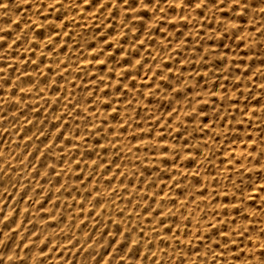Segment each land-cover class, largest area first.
Segmentation results:
<instances>
[{"label":"rangeland","instance_id":"obj_1","mask_svg":"<svg viewBox=\"0 0 264 264\" xmlns=\"http://www.w3.org/2000/svg\"><path fill=\"white\" fill-rule=\"evenodd\" d=\"M84 1L38 0L37 2L36 0H0V20L3 18L0 21V117L3 121L0 119V122H2L0 123V198L3 199L0 200V212L2 213V215L0 213V264H30L31 262V264H264V247H262L264 246V217H262L264 216V48H262L264 47V0H219V2L218 0H188L189 2L187 0H164V2L163 0H157V2L155 0ZM168 1L171 2L168 3ZM154 2L160 6L157 4L154 6ZM113 3L116 5L114 4L113 6ZM163 3H165L166 7H164L165 5L161 6ZM239 3L240 5H238ZM135 4H138V6ZM191 4H195L196 6H192ZM99 5L100 7H98ZM185 5L188 6L186 7ZM147 6H150V8L146 9L145 7ZM190 8H194V11ZM18 9L21 11L18 12ZM34 9H38L36 10L38 17L36 13V15L34 14ZM171 10H173V14ZM181 10L184 11L182 12ZM189 10L190 12L192 11L193 15L189 16L191 14ZM43 11L45 12L44 14ZM28 12L32 15H28ZM67 13H70V15L68 14L69 17ZM41 14L43 15L40 18ZM205 14L209 15L206 16ZM256 14L259 16H256ZM108 15L111 16L108 17ZM175 15L179 16V18H175ZM30 16H33L34 21ZM19 17L25 18L26 22L23 18ZM242 22L248 24H246L247 28L245 27V23ZM251 22L254 23L251 24ZM230 26L233 28L232 32ZM107 28L109 31H107ZM49 29H52L53 32ZM244 31L247 33V36ZM9 32H11L10 36L8 35ZM4 34L6 36H3ZM141 34L143 39L141 38ZM56 36L58 37L56 38ZM242 38H245V41ZM37 40L38 43H36ZM2 41L3 43H1ZM187 43L191 44L188 45ZM197 43L199 46H197ZM19 49L21 52H19ZM154 49L157 50L155 51ZM14 50H16V53ZM24 50L26 51L24 52ZM108 51H111V53ZM16 54H19V56ZM15 58L19 61L18 63ZM152 59L154 60L151 61ZM49 64H52V68ZM77 64L78 66L80 64V66L77 67ZM145 68L146 71L149 69L148 71H152L153 73L147 72V77H143L142 75L146 73L144 72ZM35 69L37 70L35 71ZM41 70L42 72H40ZM14 71L18 73L16 72L17 74H15ZM33 71L35 72L33 73ZM109 71L113 73L111 74ZM142 72L144 74H141ZM190 73L192 74L190 75L191 78L189 77ZM14 74L17 76L15 77L16 79L14 78ZM141 76L140 80L139 77ZM185 76H187L186 80L184 79ZM29 78L31 79L29 80ZM174 78L175 80H173ZM41 79L44 80L42 81ZM145 80L147 81L145 82ZM184 80L185 83H182ZM161 81L163 82L161 83ZM82 83L83 86H81ZM216 85L220 87L218 88ZM215 87L216 89L218 88L217 91ZM77 89H80V91ZM66 90L68 91L66 92ZM104 90L105 94H103ZM149 98L152 102L149 101ZM261 99L262 102L260 101ZM239 100L242 101L239 102ZM144 101H146L145 104ZM163 101H165L164 104ZM240 103L241 105L239 106L238 104ZM6 109H9V111L7 112ZM154 110L158 112L156 111L155 114ZM248 110L249 112H246ZM247 113L250 114L247 115ZM90 114L93 115L90 117ZM137 114L138 116H136ZM153 119L154 121H152ZM159 124L161 125L159 126ZM139 126L142 128H139ZM134 132L139 135L133 134ZM124 135L126 139L123 138ZM158 135L160 138L156 137ZM122 140H126L127 142H122ZM240 143L242 144L240 145ZM129 144L132 146L130 147ZM79 145L81 146L79 147ZM237 145H240V147ZM36 147L39 148L36 149ZM235 148H238L237 151ZM248 148H250L249 152H247ZM223 151L225 152L223 153ZM234 151L236 154H234ZM243 153L245 157H243L244 160H241ZM30 154L36 157H30ZM157 154L158 156H156ZM246 155L250 156L246 157ZM237 156L239 157L238 159ZM245 159L247 164L244 162ZM249 159L250 161H248ZM234 164L237 165L235 166ZM220 166L224 168L221 169ZM243 166L248 167L243 169ZM216 167L218 168L216 169ZM146 168H148V171ZM235 168L236 170H234ZM170 171L171 173H167ZM100 173L101 175H98ZM119 174L125 175L119 176ZM192 176L194 178L196 176V178L194 179ZM228 178H231L233 181L230 179V182ZM35 182L37 183L35 184ZM256 182H259V184ZM202 183L205 185H202ZM91 184L92 186H90ZM204 186H210L211 188L208 191L209 188L207 189ZM55 187L56 189H52ZM164 191L166 192L164 193ZM207 193L208 195H206ZM133 194L136 195L134 196ZM218 194L220 200L218 199ZM15 195L18 196L16 197ZM244 196L250 199H246ZM216 201L218 202L217 204ZM76 202L78 203L76 204ZM242 202L243 204H241ZM245 203H249V205ZM3 204L6 208L2 206ZM11 204L12 206L10 207ZM193 204L195 205L193 206ZM214 204L216 205L212 206ZM244 205L247 206L246 211ZM36 207H38V210ZM205 207H207L206 210ZM259 208L262 210V213H260ZM47 209H49L50 213ZM110 209L112 210L110 211ZM15 210L16 212H14ZM11 214L13 215V220H10L12 219ZM221 215L224 216L223 219ZM239 216L241 217L239 218ZM197 227L198 229H196ZM124 234L126 235L123 236ZM189 237L192 238V242ZM258 239L262 241L260 242ZM112 245L114 246L110 252ZM161 245L162 248H160ZM251 246L253 247L250 248ZM112 254L114 255L112 256ZM239 254L242 255L240 256ZM31 256L33 257L31 258Z\"/></svg>","mask_w":264,"mask_h":264},{"label":"bare ground","instance_id":"obj_2","mask_svg":"<svg viewBox=\"0 0 264 264\" xmlns=\"http://www.w3.org/2000/svg\"><path fill=\"white\" fill-rule=\"evenodd\" d=\"M20 1H21V0H20ZM30 1H31V0H30ZM36 1L38 2V0H36ZM43 1H44V0H43ZM58 1H59V0H58ZM61 1H62V0H61ZM79 1H80V0H79ZM83 1H84V0H83ZM103 1H104V0H103ZM103 1H102V2H103ZM118 1H119V0H118ZM126 1H128V0H126ZM130 1H131V0H130ZM133 1H134V0H133ZM142 1H143V0H142ZM150 1H151V0H150ZM155 1L157 2V0H155ZM183 1H184V0H183ZM187 1H188V0H187ZM189 1H190V0H189ZM189 1H188V2H189ZM41 2H42V1H41ZM46 2H48V1H46ZM64 2H65V1H64ZM68 2H69V1H68ZM84 2H85V1H84ZM161 2H162V1H161ZM163 2H164V0H163ZM166 2H167V1H166ZM169 2H171V1H168V3H169ZM218 2H219V0H218ZM221 2H222V1H221ZM221 2H220V3H221ZM27 3H28V2H27ZM30 3H31V2H30ZM35 3H36V2H35ZM58 3H62V2H58ZM65 3H66V2H65ZM92 3H93V1H92ZM125 3H126V2H125ZM125 3H124V4H125ZM130 3H131V2H130ZM182 3H183V2H182ZM192 3H193V2H192ZM198 3H199V2H198ZM215 3H216V2H215ZM5 4H6V3H5ZM9 4H10V3H9ZM9 4H7V5H9ZM21 4H22V3H21ZM47 4H48V3H47ZM49 4H50V3H49ZM68 4H69V3H68ZM74 4H75V3H74ZM114 4H115V3H113V6H114ZM142 4H143V3H142ZM154 4H155V2H154ZM156 4L159 5L158 3H156ZM156 4H155L154 6H156ZM160 4H161V3H160ZM185 4H186V3H185ZM203 4H205V3H203ZM217 4H219V3H217ZM11 5H12V4H11ZM11 5H10V6H11ZM19 5H20V4H19ZM22 5H23V4H22ZM26 5H27V4H26ZM31 5H32V4H31ZM33 5H35V4L33 3ZM60 5H61V4H60ZM63 5H64V4H63ZM79 5H80V4H79ZM84 5H85V4H84ZM115 5H116V4H115ZM127 5H128V4H127ZM135 5L138 6V4H135ZM164 5H165V3H163V5H161V6L163 7ZM191 5H192V4H191ZM194 5H195V4H194ZM194 5H192V6H194ZM215 5H216V4H215ZM231 5H232V4H231ZM238 5H240V3H239ZM23 6H24V5H23ZM113 6H111V7H113ZM139 6L141 7L140 4H139ZM159 6H160V5H159ZM177 6H178V5H177ZM185 6H186V5H185ZM187 6H188V5H187ZM187 6H186V7H187ZM195 6H196V5H195ZM263 6H264V5H263ZM24 7H25V6H24ZM38 7H39V6H38ZM38 7H37V8H38ZM51 7H52V6H51ZM51 7H50V8H51ZM60 7H61V6H60ZM98 7H100V5H99ZM98 7H97V8H98ZM101 7H102V6H101ZM124 7H125V6H124ZM133 7H134V6H133ZM164 7H166V5H165ZM167 7H168V6H167ZM170 7H171V6H170ZM174 7H175V6H174ZM180 7H181V6H180ZM190 7H191V6H190ZM233 7H234V6H233ZM259 7H260V6H259ZM46 8H47V5H46ZM52 8H53V7H52ZM74 8H75V7H74ZM120 8H121V7H120ZM145 8H146V9H147V8H150V6H147V7H145ZM194 8H196V7H194ZM194 8H193V9H194ZM200 8H201V7H200ZM210 8H211V7H210ZM218 8H219V7H218ZM225 8H226V6H225ZM228 8H229V7H228ZM244 8H245V7H244ZM7 9H8V8H7ZM32 9H33V8H32ZM40 9H41V6H40ZM112 9H113V8H112ZM127 9H128V8H127ZM137 9H138V7H137ZM146 9H145V10H146ZM158 9H159V8H158ZM158 9H157V12H158ZM182 9H183V7H182ZM190 9H192V8H190ZM193 9H192V10H193ZM215 9H217V7H215ZM3 10H4V9H3ZM11 10H12V9H11ZM25 10H27V9L25 8ZM29 10H30V7H29ZM34 10H35V9H34ZM36 10H38V9H36ZM36 10L34 11V14L37 12ZM64 10H65V9H64ZM134 10H135V9H134ZM161 10H162V8H161ZM163 10H164V9H163ZM186 10H187V9H186ZM186 10H185V11H186ZM199 10H200V9H199ZM199 10H198V11H199ZM208 10H209V9H208ZM226 10H230V9H226ZM261 10H262V9H261ZM20 11H21V10H20ZM20 11H19V9H18V12H20ZM27 11H28V10H27ZM67 11H68V10H67ZM98 11H99V10H98ZM110 11H111V10H110ZM164 11H165V10H164ZM172 11H173V10H171V12H172ZM181 11H182V10H181ZM183 11H184V10H183ZM183 11H182V12H183ZM193 11H194V10H193ZM211 11H212V10H211ZM221 11H223V10H221ZM257 11H258V9H257ZM69 12H70V11H69ZM113 12H114V11H113ZM113 12H112V13H113ZM132 12H133V11H132ZM150 12L152 13V11H150ZM150 12H149V13H150ZM168 12H169V11H168ZM171 12H170V13H171ZM189 12H190V10H189ZM200 12H201V11H200ZM200 12H199V13H200ZM207 12H208V11H207ZM207 12H206V13H207ZM213 12H214V11H213ZM259 12H260V10H259ZM44 13H45V12L43 11V14H44ZM127 13H128V12H127ZM129 13H131V11H129ZM140 13H141V12H140ZM142 13H145V12H142ZM160 13H161V11H160ZM190 13H191V14H189V16H190V15H193V14H192V11H191ZM211 13H212V12H211ZM214 13H215V12H214ZM236 13H237V12H236ZM253 13H255V12H253ZM1 14H2V12H1ZM18 14H19V13H18ZM21 14H22V13H21ZM21 14H20V15H21ZM27 14L29 15L30 12H28ZM36 14H37V13H36ZM36 14H35V15H36ZM43 14L40 15V18H41V16H42ZM63 14H64V13H63ZM68 14L70 15V13H67V15H68ZM94 14H95V13H94ZM94 14H93V15H94ZM113 14H114V13H113ZM113 14H112V15H113ZM164 14H165V13H164ZM164 14H163V15H164ZM172 14H173V12H172ZM175 14L177 15V13H175ZM217 14H218V13H217ZM225 14H226V13H225ZM7 15H8V13H7ZM9 15H11V14H9ZM20 15H19V16H20ZM28 15H27V16H28ZM30 15H32V14H30ZM58 15H60V14H58ZM69 15H68V17H69ZM81 15H82V14H81ZM141 15H142V14H141ZM149 15H150V14H149ZM154 15H155V14H154ZM156 15H157V14H156ZM176 15H175V16H176ZM178 15H179V14H178ZM205 15H206V14H205ZM207 15H209V14H207ZM207 15H206V16H207ZM213 15H215V14H213ZM257 15H258V14H256V16H257ZM15 16H16V15H15ZM33 16H34V15H33ZM33 16H32V17L30 16L32 20H33ZM48 16H49V15H48ZM55 16H57V15H55ZM88 16H89V15H88ZM109 16H111V15H108V17H109ZM172 16H174V15H172ZM216 16H217V15H216ZM216 16H215V17H216ZM236 16H237V15H236ZM239 16H240V14H239ZM253 16H254V15H253ZM258 16H259V15H258ZM37 17H38V14H37ZM46 17H47V16H46ZM90 17H91V15H90ZM108 17H107V18H108ZM164 17H165V15H164ZM180 17H181V16H180ZM231 17H232V16H231ZM246 17H247V15H246ZM246 17H245V18H246ZM13 18H14V17H13ZM19 18H23V17H19ZM60 18H61V17H60ZM88 18H89V17H88ZM157 18H158V17H157ZM157 18H156V19H157ZM165 18H167V16H166ZM175 18L178 19L179 16H176ZM187 18H188V17H187ZM217 18H218V16H217ZM257 18L259 19V17H257ZM2 19H3V18H2ZM2 19H1L0 21H2ZM23 19H24V21H25V18H23ZM73 19H74V18H73ZM120 19H121V17H120ZM173 19H174V18H173ZM173 19H172V20H173ZM181 19H182V17H181ZM188 19H189V18H188ZM206 19H207V18H206ZM208 19H209V18H208ZM231 19H232V18H231ZM239 19H240V17H239ZM10 20H11V19H10ZM21 20H22V19H21ZM39 20H40V19H39ZM39 20H38V22H39ZM54 20H55V19H54ZM85 20H86V18H85ZM90 20H91V19H90ZM157 20H158V19H157ZM169 20H170V18H169ZM193 20H194V19H193ZM193 20H192V21H193ZM229 20H230V19H229ZM243 20H244V19H243ZM246 20H247V19H246ZM250 20H251V19H250ZM19 21H20V19H19ZM24 21H23V22H24ZM28 21H29V20H28ZM33 21H34V20H33ZM33 21H32V22H33ZM56 21H57V19H56ZM106 21H107V20H106ZM108 21H109V20H108ZM114 21H115V20H114ZM173 21H174V20H173ZM176 21H177V20H176ZM188 21H189V20H188ZM216 21H217V19H216ZM232 21H233V20H232ZM248 21H249V20H248ZM20 22H21V21H20ZM20 22H17V23H20ZM25 22H26V21H25ZM25 22H24V23H25ZM89 22H90V21H89ZM101 22H102V21H101ZM118 22H119V21H118ZM127 22H128V21H127ZM155 22H156V21H155ZM160 22H161V21H160ZM170 22H171V20H170ZM190 22H191V21H190ZM199 22H200V20H199ZM199 22H198V23H199ZM249 22H250V21H249ZM254 22H255V21H254ZM254 22H251V24L254 23ZM15 23H16V22H15ZM33 23H34V22H33ZM39 23H40V22H39ZM50 23H51V22H50ZM52 23H53V22H52ZM63 23H65V22H63ZM86 23H87V22H86ZM138 23H139V22H138ZM198 23H196V24H198ZM201 23H202V22H201ZM201 23H200V24H201ZM235 23H236V22H235ZM235 23H234V27H235ZM242 23H245V22H242ZM1 24H3V23H1ZM26 24H27V23H26ZM31 24H32V23H31ZM36 24H37V23H36ZM40 24H41V23H40ZM47 24H48V23H47ZM127 24H128V23H127ZM134 24H135V23H134ZM172 24H173V22H172ZM200 24H199V25H200ZM202 24H203V23H202ZM202 24H201V25H202ZM227 24H229V23H227ZM246 24H247V23H245V27L247 28V25H248V24H247V25H246ZM7 25H8V24H7ZM14 25H15V24H14ZM23 25H24V24H23ZM57 25H58V23H57ZM86 25H89V24H86ZM157 25H158V24H157ZM159 25H161V24H159ZM187 25H188V24H187ZM189 25H191V24L189 23ZM193 25H194V22H193ZM193 25H192V26H193ZM214 25H215V24H214ZM214 25H213V26H214ZM229 25H230V24H229ZM236 25H238V24H236ZM239 25H240V23H239ZM253 25H254V24H253ZM16 26H18V25H16ZM30 26H31V25H30ZM59 26H60V25H59ZM59 26H58V27H59ZM140 26H141V24H140ZM154 26H155V25H154ZM169 26H170V24H169ZM195 26H196V25H195ZM20 27H22V26H20ZM27 27H28V26H27ZM41 27H42V26H41ZM50 27H52V26H50ZM60 27H61V26H60ZM62 27H66V26H62ZM87 27H88V26H87ZM87 27H86V28H87ZM120 27H121V26H120ZM143 27H144V26H143ZM162 27H163V26H162ZM167 27H168V26H167ZM170 27H171V26H170ZM182 27H183V26H182ZM186 27H187V26H186ZM186 27H185V28H186ZM190 27H191V26H190ZM224 27H226V26H224ZM241 27H243V26H241ZM48 28H49V27H48ZM48 28H45V29H48ZM153 28H154V27H153ZM188 28H189V27H188ZM191 28H192V27H191ZM204 28H205V26H204ZM206 28H207V27H206ZM231 28H232V27L230 26V30H231V32H232L233 28H232V29H231ZM237 28H238V26H237ZM24 29H25V28H24ZM37 29H38V28H37ZM42 29H43V28H42ZM67 29H68V27H67ZM125 29H126V27H125ZM194 29H195V28H194ZM197 29H198V28H197ZM197 29H196V30H197ZM238 29H239V28H238ZM2 30H4V29H2ZM13 30H15V29H13ZM28 30H29V28H28ZM28 30H27V31H28ZM39 30H40V29H39ZM49 30L52 31V29H49ZM55 30H57V29H55ZM168 30H169V27H168ZM168 30H166V31H168ZM180 30H181V29H180ZM241 30H243V29H241ZM247 30H248V29H247ZM29 31H30V30H29ZM35 31H36V30H35ZM104 31H105V30H104ZM107 31H109L108 28H107ZM149 31H150V30H149ZM160 31H162V30H160ZM163 31H164V30H163ZM200 31H201V30H200ZM14 32H15V31H14ZM23 32H24V30H23ZM38 32H40V31H38ZM52 32H53V31H52ZM55 32H56V31H55ZM145 32H146V31H145ZM145 32H143V33H145ZM164 32H165V31H164ZM164 32H163V33H164ZM170 32H171V30H170ZM172 32H173V31H172ZM189 32H190V31H189ZM1 33H2V32H1ZM5 33H6V32H5ZM10 33H11V32H9L8 35H9ZM137 33H139V32L137 31ZM173 33H174V32H173ZM225 33H226V32H225ZM242 33H243V32H242ZM244 33H246V32L244 31ZM6 34H7V33H6ZM6 34H4L3 36H6ZM26 34H27V33H26ZM28 34H30V33H28ZM115 34H116V33H115ZM135 34H136V33H135ZM139 34H140V33H139ZM145 34H146V33H145ZM161 34H162V33H161ZM186 34H187V33H186ZM189 34H190V33H189ZM39 35H41V34H39ZM196 35H197V34H196ZM232 35H233V34H232ZM9 36H10V35H9ZM9 36H8V37H9ZM23 36H24V35H23ZM32 36H33V35H32ZM35 36H36V35H35ZM68 36H69V35H68ZM155 36H156V35H155ZM160 36H161V35H160ZM163 36H164V35H163ZM242 36H243V35H242ZM246 36H247V33H246ZM0 37H1V34H0ZM12 37H13V36H12ZM21 37H22V36H21ZM57 37H58V36H56V38H57ZM69 37H70V36H69ZM99 37H100V35H99ZM103 37H104V36H103ZM103 37H102V38H103ZM146 37H147V36H146ZM168 37H169V35H168ZM197 37H198V36H197ZM218 37H219V36H218ZM22 38H23V37H22ZM97 38H98V37H97ZM139 38H140V37H139ZM141 38H142V34H141ZM159 38H162V37H159ZM163 38H164V37H163ZM188 38H189V37H188ZM201 38H202V37H201ZM207 38H208V37H207ZM219 38H220V37H219ZM237 38H238V37H237ZM240 38H241V36H240ZM16 39H17V38H16ZM35 39H37V38H35ZM62 39H63V36H62ZM142 39H143V38H142ZM205 39H206V38H205ZM205 39H204V40H205ZM238 39H239V38H238ZM242 39H243V38H242ZM242 39H241V40H242ZM244 39H245V38H244ZM244 39H243V40H244ZM5 40H6V39H5ZM38 40H39V38H38ZM38 40H37L36 43H38ZM44 40H45V39H44ZM94 40L96 41V39H94ZM113 40H114V39H113ZM133 40H134V39H133ZM140 40H141V39H140ZM175 40H176V39H175ZM185 40H187V39H185ZM16 41H17V40H16ZM48 41H50V40H48ZM62 41H63V40H62ZM95 41H94V42H95ZM97 41H98V40H97ZM120 41H121V39H120ZM122 41H123V40H122ZM128 41H129V40H128ZM141 41H142V40H141ZM141 41H140V42H141ZM165 41H166V39H165ZM165 41H164V42H165ZM187 41H188V40H187ZM244 41H245V40H244ZM250 41H253V40H250ZM28 42H29V41H28ZM39 42H40V40H39ZM108 42H109V41H108ZM110 42H111V41H110ZM138 42H139V41H138ZM189 42H190V40H189ZM189 42H188V43H189ZM200 42H201V41H200ZM202 42H203V41H202ZM204 42H205V41H204ZM206 42H207V41H206ZM218 42H219V41H218ZM228 42H229V41H228ZM1 43H3V41H2ZM17 43H18V42H17ZM52 43H53V42H52ZM91 43H92V42H91ZM116 43H118V42H116ZM141 43H142V42H141ZM149 43H150V42H149ZM188 43H187V44H188ZM192 43H193V42H192ZM198 43H199V42H198ZM198 43H197V44H198ZM215 43H216V42H215ZM256 43H257V42H256ZM22 44H23V43H22ZM29 44H30V42H29ZM29 44H28V45H29ZM32 44H33V43H32ZM40 44H41V43H40ZM49 44H50V43H49ZM118 44H119V43H118ZM160 44H161V43H160ZM190 44H191V43H190ZM190 44H188V45H190ZM194 44H196V43H194ZM200 44H201V43H200ZM203 44H204V43H203ZM203 44H202V45H203ZM210 44H211V43H210ZM213 44H214V43H213ZM219 44H220V43H219ZM34 45H35V44H34ZM50 45H51V44H50ZM57 45H58V44H57ZM88 45H89V44H88ZM92 45H94V44H92ZM108 45H109V44H108ZM183 45H184V44H183ZM192 45H193V44H192ZM262 45H263V44H262ZM32 46H33V45H32ZM35 46H36V45H35ZM35 46H33V47H35ZM41 46H42V45H41ZM74 46H75V45H74ZM89 46H90V45H89ZM134 46H135V45H134ZM157 46H158V45H157ZM197 46H199V44H198ZM218 46H220V45H218ZM244 46H245V45H244ZM244 46H243V47H244ZM255 46H256V44H255ZM1 47H2V46H1ZM7 47H8V46H7ZM48 47H49V46H48ZM57 47H58V46H57ZM71 47H72V46H71ZM145 47H146V46H145ZM161 47H162V45H161ZM164 47H165V45H164ZM192 47H193V46H192ZM194 47H195V46H194ZM221 47H222V46H221ZM233 47H234V46H233ZM61 48H62V47H61ZM88 48H90V47H88ZM115 48H116V47H115ZM140 48H142V47H140ZM262 48H264V47H262ZM262 48H261V50H262ZM9 49H10V48H9ZM16 49H17V47H16ZM20 49H22V48H20ZM20 49H19V52H21ZM62 49H63V48H62ZM80 49H81V48H80ZM108 49H109V48H108ZM178 49H179V48H178ZM193 49H194V48H193ZM256 49H257V48H256ZM51 50H52V49H51ZM86 50H87V49H86ZM102 50H103V49H102ZM102 50H101V51H102ZM131 50H132V49H131ZM154 50L156 51L157 49H154ZM154 50H153V51H154ZM202 50H203V49H202ZM207 50H208V49H207ZM207 50H206V51H207ZM232 50H233V49H232ZM263 50H264V49H263ZM14 51H15V53H16V50H14ZM25 51H26V50H24V52H25ZM39 51H40V50H39ZM106 51H107V49H106ZM155 51H154V52H155ZM192 51H193V50H192ZM225 51H227V50H225ZM11 52H12V51H11ZM11 52H10V53H11ZM17 52H18V51H17ZM32 52H33V51H32ZM32 52H31V53H32ZM40 52H41V51H40ZM68 52H69V50H68ZM108 52H109V51H108ZM108 52H107V53H108ZM122 52H123V50H122ZM170 52H171V51H170ZM212 52H213V51H212ZM220 52H221V51H220ZM235 52H236V51H235ZM260 52H261V51H260ZM12 53H13V52H12ZM31 53H30V54H31ZM36 53H37V52H36ZM48 53H49V52H48ZM60 53H61V52H60ZM82 53H83V52H82ZM99 53H100V52H99ZM109 53H111V51H110ZM75 54H76V53H75ZM127 54H128V52H127ZM168 54H169V53H168ZM185 54H186V53H185ZM16 55L19 56V54H16ZM36 55H37V54H36ZM45 55H46V53H45ZM65 55H66V54H65ZM79 55H82V54H79ZM84 55H85V54H84ZM133 55H135V54H133ZM136 55H137V54H136ZM136 55H135V56H136ZM179 55H180V54H179ZM187 55H188V54H187ZM199 55H200V54H199ZM201 55H202V54H201ZM158 56H159V54H158ZM167 56H168V55H167ZM28 57H29V55H28ZM42 57H43V56H42ZM53 57H54V56H53ZM71 57H72V56H71ZM100 57H101V56H100ZM132 57H134V56H132ZM142 57H143V56H142ZM142 57H141V58H142ZM165 57H166V56H165ZM190 57H191V56H190ZM192 57H193V56H192ZM44 58H45V56H44ZM72 58H73V57H72ZM137 58H138V56H137ZM146 58H147V57H146ZM163 58H164V57H163ZM214 58H215V57H214ZM18 59H19V58H18ZM110 59H111V58H110ZM112 59H113V58H112ZM158 59H159V58H158ZM167 59H168V58H167ZM185 59H186V57H185ZM185 59H184V60H185ZM244 59H245V58H244ZM259 59H260V58H259ZM15 60H16V58H15ZM41 60H42V58H41ZM50 60H51V58H50ZM121 60H122V59H121ZM153 60H154V59H152L151 61H153ZM170 60H171V59H170ZM211 60H212V59H211ZM254 60H255V59H254ZM16 61H17V60H16ZM31 61H32V60H31ZM37 61H38V60H37ZM76 61H77V60H76ZM76 61H75V62H76ZM98 61H99V60H98ZM117 61H118V60H117ZM140 61H141V60H140ZM196 61H197V60H196ZM200 61H201V59H200ZM246 61H247V60H246ZM246 61H245V62H246ZM18 62H19V61H17V63H18ZM41 62H43V61H41ZM56 62H57V61H56ZM72 62H73V60H72ZM72 62H71V64H73ZM122 62H123V61H122ZM181 62L184 63L183 61H181ZM259 62H260V61H259ZM27 63H28V62H27ZM123 63H124V62H123ZM251 63H252V62H251ZM46 64H48V63L46 62ZM52 64H54V63L52 62ZM52 64H51V65L49 64L50 67L52 66ZM81 64H82V63H81ZM83 64H85V62H83ZM90 64H91V63H90ZM106 64H107V62H106ZM180 64H181V63H180ZM185 64H186V63H185ZM193 64H194V62H193ZM196 64H197V63H196ZM243 64H244V63H243ZM243 64H242V65H243ZM0 65H1V64H0ZM40 65H41V64H40ZM55 65H56V64H55ZM57 65H58V64H57ZM133 65H134V63H133ZM137 65H138V64H137ZM147 65H148V64H147ZM162 65H163V64H162ZM228 65H229V64H228ZM238 65H239V64H238ZM242 65H241V66H242ZM33 66H34V64H33ZM53 66H54V65H53ZM59 66H60V64H59ZM79 66H80V64H79ZM79 66H78V64H77V67H79ZM88 66H89V65H88ZM165 66H166V65H165ZM196 66L198 67V65H196ZM232 66H233V65H232ZM13 67H14V66H13ZM17 67H19V66H17ZM31 67H32V66H31ZM60 67H61V66H60ZM73 67H74V65H73ZM178 67H180V66H178ZM201 67H202V66H201ZM229 67H230V65H229ZM236 67H237V66H236ZM247 67H248V66H247ZM10 68H11V67H10ZM51 68H52V67H51ZM51 68H49V69H51ZM55 68H57V67L55 66ZM61 68H62V67H61ZM61 68H60V69H61ZM69 68H70V67H69ZM69 68H68V69H69ZM74 68H75V67H74ZM116 68H117V67H116ZM119 68H120V67H119ZM184 68H185V67H184ZM191 68H192V67H191ZM17 69H18V68H17ZM42 69H43V68H42ZM58 69H59V67H58ZM84 69H85V68H84ZM89 69H90V68H89ZM132 69H133V68H132ZM136 69H137V68H136ZM143 69H144V68H143ZM196 69H197V68H196ZM36 70H37V69H35V71H36ZM71 70H72V69H71ZM71 70H70V71H71ZM148 70H149V69H148ZM148 70L146 71V68H145V71L143 70L144 72H146L145 74H144L143 72L141 73V74H144V75H142L143 77L146 76L147 72H148V73H149V72H150V73H153L152 71H148ZM178 70H179V69H178ZM189 70H190V69H189ZM11 71H12V70H11ZM23 71H24V70H23ZM35 71H33V73H34ZM47 71H48V70H47ZM65 71H66V70H65ZM129 71H130V70H129ZM196 71H197V70H196ZM255 71H256V69H255ZM7 72H8V71H7ZM14 72H15V71H14ZM16 72H17V71H16ZM16 72H15V74L18 73V72H17V73H16ZM21 72H22V71H21ZM31 72H32V70H31ZM40 72H42V70H41ZM58 72H59V71H58ZM75 72H76V70H75ZM79 72H80V71H79ZM235 72H236V71H235ZM258 72H259V71H258ZM53 73H54V72H53ZM59 73H60V72H59ZM73 73H74V72H73ZM109 73H111V72L109 71ZM112 73H113V72H112ZM112 73H111V74H112ZM115 73H116V72H115ZM175 73H176V72H175ZM227 73H229V72H227ZM242 73H243V72H242ZM256 73H257V72H256ZM10 74H12V73H10ZM15 74H14V75H15ZM31 74H32V73H31ZM40 74H41V73H40ZM40 74H39V75H40ZM45 74H46V73H45ZM67 74H68V73H67ZM127 74H128V73H127ZM170 74H171V73H170ZM213 74H214V73H213ZM234 74H235V73H234ZM244 74H245V73H244ZM12 75H13V74H12ZM39 75H38V76H39ZM43 75H44V74H43ZM43 75H42V76H43ZM46 75H47V74H46ZM60 75H61V74H60ZM60 75H59V76H60ZM62 75H63V74H62ZM74 75H75V74H74ZM116 75H117V74H116ZM128 75H129V74H128ZM150 75H152V74H150ZM150 75H149V77H150ZM190 75H192V74L190 73V74H189V77H190ZM227 75H228V74H227ZM242 75H243V74H242ZM38 76H37V77H38ZM67 76H68V75H67ZM142 76L139 77L140 80H141ZM170 76H171V75H170ZM172 76H173V75H172ZM235 76H236V75H235ZM15 77H17V76L15 75L14 78H15ZM56 77H57V76H56ZM78 77H79V76H78ZM86 77H88V76H86ZM90 77H91V76H90ZM117 77H118V76H117ZM146 77H147V76H146ZM149 77H148V78H149ZM159 77H160V76H159ZM199 77H200V76H199ZM249 77H250V76H249ZM5 78H6V77H5ZM14 78H13V79H14ZM33 78H34V77H33ZM49 78H50V77H49ZM66 78H67V77H66ZM69 78H71V77L69 76ZM79 78H80V77H79ZM134 78H135V77H134ZM181 78H182V77H181ZM186 78H187V76H185L184 79L186 80ZM190 78H191V77H190ZM15 79H16V78H15ZM15 79H14V80H15ZM26 79H27V78H26ZM30 79H31V78H29V80H30ZM44 79H45V78H44ZM44 79H43V80H44ZM46 79H47V78H46ZM117 79H118V78H117ZM161 79H162V78H161ZM262 79H263V77H262ZM1 80H2V79H1ZM4 80H5V79H4ZM8 80H9V79H8ZM8 80H7V82H8ZM14 80H12V81H14ZM27 80H28V79H27ZM41 80H42V79H41ZM43 80H42V81H43ZM56 80H57V79H56ZM58 80H59V79H58ZM142 80H143V79H142ZM173 80H175V78H174ZM180 80H181V79H180ZM185 80H184V82H182V83H185ZM203 80H204V79H203ZM15 81H17V80H15ZM31 81H32V80H31ZM31 81H30V82H31ZM34 81H35V80H34ZM47 81H49V79H47ZM47 81H45V82H47ZM71 81H72V80H71ZM99 81H100V80H99ZM131 81H132V80H131ZM143 81H144V80H143ZM146 81H147V80H145V82H146ZM181 81H182V80H181ZM251 81H252V80H251ZM30 82H29V83H30ZM63 82H64V81H63ZM63 82H62V83H63ZM68 82H69V81H68ZM80 82H81V81H80ZM156 82H157V81H156ZM162 82H163V81H161V83H162ZM225 82H226V81H225ZM225 82H224V83H225ZM238 82H239V81H238ZM18 83H19V81H18ZM62 83H61V84H62ZM70 83H71V82H70ZM106 83H107V82H106ZM251 83H253V82H251ZM3 84H4V83H3ZM23 84H24V83H23ZM45 84H47V83H45ZM68 84H69V83H68ZM165 84H166V83H165ZM206 84H208V83H206ZM217 84H218V83H217ZM238 84H239V83H238ZM12 85H13V83H12ZM18 85H19V84H18ZM52 85L54 86V84H52ZM55 85H56V84H55ZM65 85H66V83H65ZM70 85H71V84H70ZM77 85H78V83H77ZM77 85H76V86H77ZM85 85H86V84H85ZM87 85H88V84H87ZM135 85H136V84H135ZM181 85H182V84H181ZM219 85H220V84H219ZM219 85H218V86L216 85V87L219 88V87H220ZM3 86H4V85H3ZM19 86H20V85H19ZM45 86H46V85H45ZM47 86H48V85H47ZM59 86H60V85H59ZM81 86H83V83H82ZM164 86H165V85H164ZM164 86H163V87H164ZM207 86H208V85H207ZM207 86H206V87H207ZM16 87H18V86H16ZM56 87H57V86H56ZM61 87H62V86H61ZM68 87H69V86H68ZM89 87H90V85H89ZM181 87H182V86H181ZM206 87H205V88H206ZM216 87H215V89H216ZM18 88H19V87H18ZM81 88H82V87H81ZM96 88H97V87H96ZM111 88H113V87L111 86ZM133 88H135V87H133ZM205 88H204V89H205ZM218 88L216 89V91L218 90ZM13 89H14V88H13ZM85 89H86V88H85ZM121 89H122V88H121ZM195 89H196V88H195ZM202 89H203V87H202ZM228 89H229V88H228ZM230 89H231V87H230ZM41 90H43V89L41 88ZM50 90H51V89H50ZM64 90H65V89H64ZM69 90H70V89H69ZM77 90L80 91V89H77ZM81 90H82V89H81ZM109 90H110V89H109ZM109 90H108V91H109ZM111 90H112V89H111ZM168 90H169V89H168ZM173 90H174V89H173ZM173 90H172V91H173ZM220 90H222V89H220ZM67 91H68V90H66V92H67ZM72 91H73V90H72ZM79 91H78V93H79ZM85 91H86V90H85ZM137 91H138V89H137ZM172 91H170V92H172ZM214 91H215V90H214ZM230 91H231V90H230ZM3 92H5V91H3ZM14 92H15V91H14ZM81 92H82V91H81ZM83 92H84V91H83ZM133 92L135 93V91H133ZM187 92H188V91H187ZM194 92H195V91H194ZM228 92H229V90H228ZM232 92H233V91H232ZM232 92H231V93H232ZM249 92H250V91H249ZM7 93H8V91H7ZM101 93H102V92H101ZM124 93H125V92H124ZM183 93H184V92H183ZM220 93H221V92H220ZM17 94H18V93H17ZM53 94H54V93H53ZM61 94H62V93H61ZM82 94H83V93H82ZM97 94H98V93H97ZM103 94H105V90H104V93H103ZM122 94H123V93H122ZM173 94H174V93H173ZM216 94H217V92H216ZM225 94H226V93H225ZM239 94H240V93H239ZM249 94H250V93H249ZM30 95H31V93H30ZM83 95H85V94H83ZM87 95H88V94H87ZM101 95H102V94H101ZM168 95H169V94H168ZM176 95H177V94H176ZM179 95H180V94H179ZM230 95H231V94H230ZM3 96H4V94H3ZM16 96H17V95H16ZM32 96H33V95H32ZM38 96H39V95H38ZM60 96H61V95H60ZM66 96H67V95H66ZM71 96H73V95H71ZM71 96H70V97H71ZM129 96H130V95H129ZM145 96H146V92H145ZM169 96H170V95H169ZM182 96H183V94H182ZM182 96H181V97H182ZM24 97H25V96H24ZM30 97H31V96H30ZM40 97H41V96H40ZM94 97H95V94H94ZM97 97H98V96H97ZM108 97H109V96H108ZM167 97H168V96H167ZM167 97H166V98H167ZM200 97H201V96H200ZM202 97H203V96H202ZM229 97H230V96H229ZM34 98H35V97H34ZM34 98H33V99H34ZM66 98H67V97H66ZM66 98H65V99H66ZM89 98H90V97H89ZM89 98H88V99H89ZM91 98H92V97H91ZM122 98H123V97H122ZM145 98H146V97H145ZM217 98H218V96H217ZM246 98H247V97H246ZM4 99H5V98H4ZM23 99H24V98H23ZM81 99H82V97H81ZM111 99H112V98H111ZM123 99H124V98H123ZM129 99H131V98L129 97ZM142 99H143V98H142ZM173 99H174V97H173ZM193 99H194V98H193ZM229 99H230V98H229ZM9 100H10V99H9ZM9 100H8V101H9ZM71 100H72V99H71ZM86 100H87V99H86ZM146 100H147V99H146ZM166 100H167V99H166ZM186 100H187V99H186ZM1 101H2V100H1ZM10 101H11V100H10ZM17 101H18V100H17ZM83 101H85V100H83ZM91 101H92V100H91ZM93 101H94V100H93ZM149 101H151L150 98H149ZM168 101H169V100H168ZM241 101H242V100H241ZM241 101L239 100V102H241ZM260 101L262 102V99H261ZM96 102H97V101H96ZM99 102H101V101H99ZM110 102H111V101H110ZM119 102H120V101H119ZM131 102H132V101H131ZM131 102H130V103H131ZM145 102H146V101H144V104H145ZM151 102H152V101H151ZM151 102H150V103H151ZM164 102H165V101H163V104H164ZM185 102H186V101H185ZM204 102H205V101H204ZM239 102H238V103H239ZM247 102H248V101H247ZM261 102H260V103H261ZM14 103H15V102H14ZM14 103H11V104H14ZM69 103H70V102H69ZM83 103H85V102H83ZM157 103H158V102H157ZM157 103H156V104H157ZM189 103H190V102H189ZM242 103H243V102H242ZM244 103H245V102H244ZM6 104H7V103H6ZM16 104H17V103H16ZM64 104H65V103H64ZM85 104H86V103H85ZM85 104H84V105H85ZM95 104H96V103H95ZM104 104H105V103H104ZM110 104H111V103H110ZM118 104H119V103H118ZM247 104H248V103H247ZM1 105H2V104H1ZM8 105H9V104H8ZM40 105H41V104H40ZM47 105H48V104H47ZM75 105H76V104H75ZM98 105H99V104H98ZM140 105H141V104H140ZM150 105L152 106V104H150ZM202 105H203V104H202ZM238 105L240 106L241 103L238 104ZM2 106H3V105H2ZM10 106H11V105H10ZM13 106H14V105H13ZM27 106H28V105H27ZM57 106H58V105H57ZM129 106H131V105H129ZM129 106H128V107H129ZM141 106H143V105H141ZM192 106H193V105H192ZM211 106H212V105H211ZM243 106H244V105H243ZM0 107H1V106H0ZM8 107H9V106H8ZM11 107H12V106H11ZM11 107H10V108H11ZM58 107H59V106H58ZM71 107H72V106H71ZM103 107H104V106H103ZM106 107H107V105H106ZM195 107H196V106H195ZM200 107H201V106H200ZM202 107H203V106H202ZM258 107H259V105H258ZM46 108H47V107H46ZM98 108H99V106H98ZM131 108H132V107H131ZM154 108H155V107H154ZM249 108H250V106H249ZM15 109H16V108H15ZM66 109H67V108H66ZM84 109L86 110V108H84ZM104 109H105V108H104ZM156 109H158V108L156 107ZM204 109H205V106H204ZM234 109H235V108H234ZM250 109H251V108H250ZM258 109H259V108H258ZM260 109H261V108H260ZM1 110H2V108H1ZM6 110H7V109H6ZM18 110H20V109L18 108ZM18 110H16V111H18ZM25 110L27 111V109H25ZM80 110H81V109H80ZM99 110H100V109H99ZM230 110H231V109H230ZM245 110H246V109H245ZM245 110H242V111H245ZM8 111H9V109L7 110V112H8ZM14 111H15V110H14ZM77 111H78V110H77ZM106 111H107V108H106ZM113 111H114V110H113ZM138 111H140V110H138ZM156 111H157V110H156ZM156 111L154 110L153 112H155V114H156ZM181 111H182V110H181ZM192 111H194V109H192ZM251 111H252V109H251ZM29 112H30V111H29ZM94 112H95V111H94ZM125 112H127V111H125ZM136 112H137V111H136ZM157 112H158V111H157ZM246 112H249V110L246 111ZM0 113H1V112H0ZM81 113H83V112H81ZM182 113H183V112H182ZM235 113H236V112H235ZM258 113H260V112H258ZM262 113H263V112H262ZM19 114H20V113H19ZM21 114H22V113H21ZM41 114H43V113H41ZM41 114H40V115H41ZM55 114H56V113H55ZM249 114H250V113H249ZM249 114L247 113V115H249ZM26 115H27V114H26ZM92 115H93V114H92ZM92 115L90 114V117H91ZM179 115H180V113H179ZM2 116H3V114H2ZM7 116H8V115H7ZM11 116H12V114H11ZM22 116H23V115H22ZM80 116H81V115H80ZM136 116H138V114H137ZM136 116H134V117H136ZM195 116H196V115H195ZM245 116H246V115H245ZM45 117H46V116H45ZM54 117H55V116H54ZM141 117H142V116H141ZM165 117H166V116H165ZM9 118L11 119V117H9ZM17 118H18V117H17ZM21 118H22V117H21ZM23 118H25V117H23ZM73 118H74V117H73ZM127 118H128V117H127ZM136 118H137V117H136ZM136 118H135V119H136ZM143 118H144V116H143ZM156 118H157V117H156ZM163 118H164V117H163ZM163 118H162V119H163ZM259 118H260V117H259ZM0 119H1V117H0ZM55 119H56V118H55ZM69 119H71V118H69ZM87 119H88V118H87ZM107 119H108V118H107ZM178 119H180V118L178 117ZM183 119H184V118H183ZM38 120H39V118H38ZM49 120H50V119H49ZM85 120H86V119H85ZM131 120H132V119H131ZM181 120H182V119H181ZM242 120H243V119H242ZM242 120H241V121H242ZM1 121H2V119H1ZM24 121H25V119H24ZM40 121H41V120H40ZM60 121H61V120H60ZM71 121H72V120H71ZM87 121H88V120H87ZM128 121H129V120H128ZM152 121H154V119H153ZM229 121H230V120H229ZM260 121H261V119H260ZM2 122H3V121H2ZM2 122H0V123H2ZM4 122H5V121H4ZM9 122H10V121H9ZM103 122L105 123V121H103ZM130 122H131V121H130ZM139 122H140V121H139ZM162 122H163V121H162ZM172 122H173V121H172ZM206 122H207V121H206ZM239 122H240V121H239ZM46 123H47V122H46ZM68 123H69V122H68ZM127 123H128V122H127ZM140 123H141V122H140ZM164 123H165V120H164ZM226 123H227V122H226ZM226 123H225V124H226ZM252 123H253V122H252ZM27 124H28V123H27ZM52 124H53V122H52ZM79 124H80V123H79ZM82 124H83V123H82ZM89 124H90V121H89ZM102 124H103V123H102ZM102 124H101V126H102ZM150 124H151V122H150ZM150 124H149V125H150ZM166 124H167V123H166ZM206 124H207V123H206ZM2 125H3V124H2ZM16 125H17V124H16ZM41 125H42V124H41ZM45 125H46V124H45ZM133 125H134V124H133ZM137 125H138V124H137ZM140 125H141V124H140ZM147 125H148V124H147ZM160 125H161V124H159V126H160ZM259 125H260V124H259ZM98 126H99V125H98ZM142 126H144V124H142ZM203 126H204V125H203ZM224 126H225V125H224ZM6 127H7V125H6ZM37 127H39V126H37ZM67 127H68V126H67ZM114 127H116V126H114ZM114 127H113V128H114ZM120 127H121V126H120ZM140 127H141V126H139V128H140ZM172 127H173V126H172ZM204 127H205V126H204ZM210 127H211V126H210ZM237 127H238V125H237ZM246 127H247V126H246ZM3 128H4V127H3ZM90 128H91V127H90ZM111 128H112V127H111ZM129 128H130V127H129ZM141 128H142V127H141ZM153 128H154V127H153ZM248 128H249V127H248ZM24 129H25V128H24ZM81 129H82V128H81ZM109 129H110V128H109ZM124 129H125V128H124ZM134 129H135V126H134ZM157 129H159V127H157ZM223 129H225V128H223ZM244 129H245V128H244ZM250 129H251V128H250ZM250 129H249V130H250ZM254 129H255V128H254ZM5 130L7 131V129H5ZM38 130H39V129H38ZM67 130H68V129H67ZM75 130H76V129H75ZM87 130H88V129H87ZM115 130H116V129H115ZM120 130H121V129H120ZM141 130H142V129H141ZM150 130H151V129H150ZM261 130H262V129H261ZM263 130H264V127H263ZM23 131H24V130H23ZM104 131H105V130H104ZM121 131H122V130H121ZM175 131H176V130H175ZM208 131H209V130H208ZM257 131H258V130H257ZM38 132H39V131H38ZM78 132H79V131H78ZM126 132H127V131H126ZM129 132H130V131H129ZM156 132H158V131L156 130ZM156 132H155V133H156ZM216 132H217V130H216ZM59 133H60V132H59ZM64 133H65V132H64ZM76 133H77V132H76ZM79 133H80V132H79ZM104 133H105V132H104ZM141 133H142V132H141ZM141 133H140V134H141ZM173 133H174V132H173ZM203 133H204V132H203ZM248 133H249V132H248ZM4 134H5V133H4ZM31 134H32V133H31ZM70 134H71V133H70ZM109 134H110V133H109ZM126 134H128V133H126ZM133 134H137V133L134 132ZM156 134H157V133H156ZM232 134H233V133H232ZM262 134H263V133H262ZM262 134H261V135H262ZM6 135H7V134H6ZM25 135H26V134H25ZM78 135H79V134H78ZM137 135H139V134H137ZM153 135H154V134H153ZM159 135H160V134H159ZM159 135L156 136V137L160 138ZM228 135H229V134H228ZM253 135H254V134H253ZM263 135H264V134H263ZM0 136H1V135H0ZM13 136H14V135H13ZM19 136H20V135H19ZM29 136H30V135H29ZM29 136H28V137H29ZM62 136H64V135H62ZM102 136H103V135H102ZM106 136H107V134H106ZM119 136H120V135H119ZM127 136H129V135H127ZM217 136H218V134H217ZM249 136H250V135H249ZM24 137H25V136H24ZM48 137H49V136H48ZM57 137H58V136H57ZM116 137H117V136H116ZM153 137H154V136H153ZM214 137H215V136H214ZM218 137H219V136H218ZM263 137H264V136H263ZM14 138H15V137H14ZM22 138H23V136H22ZM32 138H33V137H32ZM37 138H38V137H37ZM46 138H47V137H46ZM123 138H125V135H124ZM252 138H253V137H252ZM2 139H3V138H2ZM16 139H17V138H16ZM48 139H49V138H48ZM62 139H63V137H62ZM90 139H91V137H90ZM120 139H121V137H120ZM125 139H126V138H125ZM154 139H155V137H154ZM154 139H153V140H154ZM222 139H225V138H222ZM25 140H26V139H25ZM25 140H24V141H25ZM36 140H37V139H36ZM55 140H57V139H55ZM111 140H112V139H111ZM115 140H116V138H115ZM127 140H128V139H127ZM219 140H220V139H219ZM251 140L253 141V139H251ZM255 140H256V139H255ZM57 141H58V140H57ZM80 141H81V140H80ZM106 141H107V140H106ZM120 141H121V140H120ZM129 141H130V140H129ZM155 141H156V140H155ZM223 141H225V140H223ZM252 141H251V142H252ZM0 142H1V141H0ZM6 142H7V141H6ZM12 142H13V140H12ZM12 142H11V143H12ZM25 142H26V141H25ZM78 142H79V141H78ZM91 142H92V141H91ZM122 142H125V143H126L127 141H126V140H125V141L122 140ZM153 142H154V141H153ZM156 142H157V141H156ZM235 142H237V141H235ZM235 142H234V143H235ZM244 142H246V141H244ZM249 142H250V141H249ZM251 142H250V143H251ZM34 143H35V142H34ZM49 143H50V142H49ZM53 143H54V142H53ZM89 143H90V142H89ZM119 143H120V142H119ZM252 143H253V142H252ZM256 143H257V141H256ZM81 144H82V143H81ZM117 144H118V143H117ZM120 144H121V143H120ZM131 144H132V142H131ZM150 144H151V143H150ZM154 144H155V143H154ZM166 144H168V143H166ZM235 144H236V143H235ZM237 144H239V143H237ZM241 144H242V143H240V145H241ZM247 144H248V143H247ZM247 144H246V146H247ZM254 144H255V143H254ZM35 145H36V144H35ZM39 145H40V144H39ZM54 145H55V143H54ZM121 145H122V144H121ZM123 145H124V143H123ZM129 145H130V144H129ZM163 145H164V144H163ZM168 145H170V144H168ZM240 145H237V146L240 147ZM9 146H10V145H9ZM13 146H14V145H13ZM21 146H22V145H21ZM28 146H29V145H28ZM30 146H31V145H30ZM36 146H37V145H36ZM46 146H47V145H46ZM80 146H81V145H79V147H80ZM111 146H112V145H111ZM131 146H132V145H130V147H131ZM136 146H137V143H136ZM166 146H167V145H166ZM204 146H205V145H204ZM243 146H245V145H243ZM0 147H1V146H0ZM2 147H3V145H2ZM119 147L121 148V146H119ZM128 147H129V146H128ZM169 147H170V146H169ZM232 147H233V146H232ZM249 147H250V145H249ZM258 147H259V146H258ZM14 148H15V147H14ZM21 148H22V147H21ZM37 148H39V147H36V149H37ZM113 148H114V147H113ZM152 148H153V147H152ZM179 148H180V147H179ZM223 148H224V147H223ZM246 148H247V147H246ZM250 148H252V147H250ZM250 148H248V151H247V152H249V149H250ZM1 149H2V148H1ZM26 149L28 150V148H26ZM51 149H52V148H51ZM56 149H57V148H56ZM60 149H61V148H60ZM60 149H58V150L60 151ZM95 149H96V148H95ZM235 149H236V148H235ZM237 149H238V148H237ZM237 149H236V151H237ZM13 150H14V149H13ZM27 150H26V152H27ZM48 150H49V149H48ZM125 150H126V149H125ZM223 150H224V149H223ZM22 151H23V150H22ZM77 151H78V150H77ZM113 151H114V149H113ZM197 151H198V150H197ZM226 151H227V148H226ZM241 151H242V150H241ZM245 151H246V150H245ZM250 151H251V150H250ZM19 152H20V151H19ZM23 152H24V151H23ZM50 152H51V151H50ZM157 152H158V151H157ZM198 152H200V151H198ZM224 152H225V151H223V153H224ZM251 152H253V151H251ZM254 152H255V151H254ZM262 152H263V151H262ZM262 152H261V153H262ZM11 153H12V152H11ZM31 153H32V152H31ZM35 153H36V152H35ZM69 153H70V152H69ZM77 153H79V152H77ZM77 153H76V154H77ZM88 153H89V151H88ZM144 153H145V152H144ZM170 153H171V152H170ZM238 153H239V152H238ZM44 154H45V153H44ZM76 154H75V155H76ZM168 154H169V153H168ZM198 154H199V153H198ZM225 154H226V153H225ZM225 154H223V155H225ZM228 154H229V153H228ZM228 154H227V155H228ZM234 154H236L235 151H234ZM248 154H250V153H248ZM13 155H14V153H13ZM19 155H20V154H19ZM23 155H24V154H23ZM123 155H124V154H123ZM186 155H187V154H186ZM199 155H200V154H199ZM227 155H226V156H227ZM229 155H230V154H229ZM1 156H2V155H1ZM43 156H44V155H43ZM88 156H89V155H88ZM156 156H158V154H157ZM169 156H170V155H169ZM191 156H192V155H191ZM230 156H231V155H230ZM230 156H229V157H230ZM240 156H241V155H240ZM249 156H250V155H248V156L246 155V157H249ZM255 156H256V155H255ZM263 156H264V155H263ZM17 157H18V156H17ZM30 157H34V155L31 156V154H30ZM35 157H36V156H35ZM35 157H34V158H35ZM122 157H123V156H122ZM164 157H165V156H164ZM193 157H194V156H193ZM197 157H199V156H197ZM243 157H245V156H244V153H243V156H242V159H241V160H244ZM6 158H7V157H6ZM28 158H29V157H28ZM64 158H65V157H64ZM201 158H202V157H201ZM238 158H239V157L237 156V159H238ZM240 158H241V157H240ZM253 158H255V157H253ZM2 159H5V158H2ZM18 159H19V158H18ZM25 159H26V158H25ZM77 159H78V157H77ZM96 159H97V158H96ZM102 159H104V158H102ZM171 159H172V157H171ZM189 159H190V158H189ZM202 159H203V158H202ZM247 159H248V158H247ZM13 160H15V159H13ZM22 160H24V159H22ZM56 160H57V159H56ZM90 160H91V159H90ZM122 160H123V159H122ZM137 160H138V159H137ZM153 160H154V159H153ZM167 160H168V159H167ZM177 160H178V159H177ZM198 160H199V159H198ZM207 160H208V159H207ZM235 160H236V158H235ZM241 160H240V161H241ZM254 160H255V159H254ZM4 161H5V160H4ZM4 161H3V162H4ZM17 161H18V160H17ZM70 161H71V160H70ZM77 161H78V160H77ZM105 161H106V160H105ZM111 161H112V160H111ZM117 161H118V160H117ZM162 161H164V160H162ZM165 161H166V160H165ZM179 161H180V160H179ZM179 161H178V163H179ZM237 161H238V160H237ZM248 161H250V159H249ZM22 162H23V161H22ZM120 162H121V161H120ZM123 162H124V161H123ZM136 162H137V161H136ZM242 162H243V161H242ZM244 162H246V159H245ZM7 163H8V162H7ZM15 163H16V162H15ZM41 163H42V162H41ZM43 163H45V162H43ZM80 163H81V161H80ZM104 163H105V162H104ZM129 163H130V162H129ZM165 163H166V162H165ZM190 163H191V162H190ZM197 163H198V161H197ZM197 163H195V164L197 165ZM211 163H212V162H211ZM213 163L216 165L215 162H213ZM232 163H233V162H232ZM232 163H229V164H232ZM235 163H236V162H235ZM92 164H93V163H92ZM175 164L178 166L177 163H175ZM180 164H181V163H180ZM182 164H183V163H182ZM198 164H199V163H198ZM200 164H202V163H200ZM214 164H213V165H214ZM246 164H247V162H246ZM9 165H10V164H9ZM93 165H94V164H93ZM156 165H157V164H156ZM168 165H169V164H168ZM173 165H174V164H173ZM215 165H214V166H215ZM234 165L236 166L237 164H234ZM239 165H240V164H239ZM242 165H244V164L242 163ZM249 165H250V164H249ZM6 166H7V165H6ZM25 166H26V164H25ZM43 166H44V165H43ZM46 166H47V165H46ZM138 166H139V165H138ZM179 166H180V165H179ZM222 166H223V164H222ZM222 166H220L221 169L224 168V167H222ZM228 166H229V165H228ZM232 166H233V165H232ZM4 167H5V166H4ZM14 167H15V166H14ZM20 167H21V166H20ZM20 167H19V168H20ZM38 167H39V166H38ZM89 167H90V166H89ZM141 167H142V166H141ZM141 167H140V169H141ZM144 167H145V166H144ZM181 167H182V166H181ZM189 167H190V166H189ZM207 167H208V166H207ZM207 167H206V168H207ZM240 167H241V166H240ZM243 167H244V166H243ZM243 167H242V168H243ZM247 167H248V166H247ZM247 167H244L243 169H245V168H247ZM19 168H18V169H19ZM97 168H98V167H97ZM125 168H126V167H125ZM134 168H135V167H134ZM134 168H133V169H134ZM182 168H183V167H182ZM191 168H192V167H191ZM214 168H215V167H214ZM217 168H218V167H216V169H217ZM227 168H230V167H227ZM236 168H237V167H236ZM236 168H235L234 170H236ZM5 169H6V167H5ZM8 169H9V168H8ZM8 169H7V170H8ZM103 169H104V167H103ZM133 169H132V170H133ZM135 169H136V168H135ZM135 169H134V170H135ZM146 169H147V171H148V168H146ZM151 169H152V168H151ZM237 169H239V168H237ZM3 170H4V169H3ZM19 170H20V169H19ZM30 170H31V169H30ZM67 170H68V168H67ZM100 170H101V169H100ZM100 170H99V172H101ZM153 170H154V168H153ZM183 170H184V169H183ZM198 170H199V168H198ZM198 170H197V172H198ZM212 170H213V169H212ZM212 170H211V173H212ZM142 171H143V170H142ZM168 171H169V170H168ZM172 171H173V170H172ZM193 171H194V170H193ZM214 171H215V170H214ZM224 171H225V169H224ZM227 171H228V170H227ZM244 171H245V170H244ZM0 172H1V171H0ZM78 172H79V171H78ZM158 172H159V171H158ZM173 172L175 173V171H173ZM231 172H232V171H231ZM235 172H236V171H235ZM4 173H5V172H4ZM37 173H38V172H37ZM93 173H94V172H93ZM124 173H125V172H124ZM130 173H132V172H130ZM167 173H171V171H170V172H167ZM251 173H252V172H251ZM7 174H8V173H7ZM32 174H33V173H32ZM117 174H118V173H117ZM153 174H154V173H153ZM198 174H199V173H198ZM222 174H223V173H222ZM227 174H228V173H227ZM235 174H236V173H235ZM257 174H258V173H257ZM0 175H1V173H0ZM11 175H12V173H11ZM67 175H68V173H67ZM86 175H87V174H86ZM98 175H101V173L98 174ZM110 175H111V174H110ZM110 175H109V176H110ZM121 175H122V174H121ZM121 175L119 174V176H121ZM123 175H125V174H123ZM123 175H122V176H123ZM172 175H173V174H172ZM196 175H197V174H196ZM199 175H200V174H199ZM228 175H229V174H228ZM9 176H10V175H9ZM133 176H134V175H133ZM165 176H166V175H165ZM226 176H227V175H226ZM237 176H238V175H237ZM258 176H259V175H258ZM34 177H35V176H34ZM36 177H37V176H36ZM125 177H126V176H125ZM125 177H124V179H125ZM130 177H131V176H130ZM192 177H193V176H192ZM227 177H228V176H227ZM227 177H225V178L227 179ZM29 178H30V177H29ZM114 178H115V177H114ZM116 178H117V177H116ZM120 178H121V177H120ZM126 178H127V177H126ZM131 178H132V177H131ZM166 178H167V176H166ZM193 178H194V177H193ZM195 178H196V176H195ZM195 178H194V179H195ZM197 178H198V177H197ZM202 178H203V177H202ZM217 178H218V176H217ZM232 178H233V177H232ZM236 178H237V177H236ZM242 178H243V177H242ZM256 178H257V177H256ZM27 179H28V178H27ZM55 179H56V178H55ZM57 179H58V178H57ZM62 179H64V178H62ZM83 179H84V178H83ZM103 179H104V178H103ZM121 179H122V178H121ZM121 179H120V180H121ZM181 179H182V178H181ZM228 179H229V181H230L231 178H228ZM238 179H239V176H238ZM3 180H4V179H3ZM8 180H9V179H8ZM93 180H94V179H93ZM101 180H102V179H101ZM139 180H140V179H139ZM186 180H187V179H186ZM186 180H185V181H186ZM223 180H225V179H223ZM255 180H256V179H255ZM27 181H28V180H27ZM34 181H35V180H34ZM106 181H107V180H106ZM187 181H188V180H187ZM202 181H203V180H202ZM231 181H233V180L231 179ZM231 181H230V182H231ZM239 181H240V180H239ZM239 181H238V182H239ZM0 182H1V179H0ZM6 182H7V181H6ZM57 182H58V181H57ZM69 182H70V181H69ZM69 182H68V183H69ZM190 182L192 183V181H190ZM190 182H189V183H190ZM203 182H204V181H203ZM208 182H209V181H208ZM220 182H221V181H220ZM240 182H241V181H240ZM260 182H261V181H260ZM36 183H37V182H35V184H36ZM123 183H124V182H123ZM137 183H138V182H137ZM141 183H142V181H141ZM143 183H144V182H143ZM184 183H185V182H184ZM205 183H206V182H205ZM256 183H257V182H256ZM13 184H14V183H13ZM59 184H60V183H59ZM115 184H116V183H115ZM131 184H132V183H131ZM192 184H193V183H192ZM257 184H259V182H258ZM257 184H256V185H257ZM9 185H10V184H9ZM9 185H8V186H9ZM11 185H12V184H11ZM146 185H147V184H146ZM178 185H179V184H178ZM190 185H191V184H190ZM202 185H205V184L202 183ZM208 185H209V184H208ZM229 185L231 186V184H229ZM64 186H65V185H64ZM78 186H79V185H78ZM90 186H92V184H91ZM163 186H164V185H163ZM181 186H182V185H181ZM210 186H211V184H210ZM210 186H209V187L204 186V187H207V189L209 188V189H208V191H209L210 188H211ZM261 186H262V184H261ZM28 187H29V186H28ZM183 187H184V186H183ZM191 187H192V185H191ZM225 187H226V186H225ZM227 187L229 188L228 184H227ZM231 187H232V186H231ZM31 188H32V187H31ZM42 188H43V187H42ZM72 188H74V187H72ZM100 188H101V186H100ZM111 188H112V186H111ZM136 188H137V187H136ZM136 188H135V189H136ZM139 188H140V187H139ZM139 188H138V189H139ZM143 188H144V186H143ZM166 188H167V187H166ZM228 188H227V189H228ZM13 189H14V188H13ZM13 189H12V190H13ZM25 189H26V188H25ZM52 189H56V187H55V188H52ZM114 189H115V188H114ZM125 189L127 190V188H125ZM132 189H133V188H132ZM144 189H145V188H144ZM144 189H142V190H144ZM156 189H157V188H156ZM200 189H201V188H200ZM200 189H199V190H200ZM219 189H220V188H219ZM8 190H9V189H8ZM27 190H28V189H27ZM27 190H26V191H27ZM129 190L131 191V189H129ZM140 190H141V189H140ZM165 190H167V189H165ZM168 190H169V189H168ZM244 190H245V189H244ZM22 191H23V190H22ZM68 191H69V190H68ZM90 191H91V190H90ZM118 191H119V190H118ZM213 191H214V190H213ZM217 191H218V190H217ZM229 191H230V190H229ZM254 191H255V190H254ZM6 192H7V191H6ZM28 192H29V191H28ZM85 192H86V191H85ZM110 192H111V191H110ZM119 192H120V191H119ZM139 192H140V191H139ZM142 192L144 193V191H142ZM165 192H166V191H164V193H165ZM168 192H169V191H168ZM206 192H207V191H206ZM221 192H222V191H221ZM233 192H234V191H233ZM243 192H244V191H243ZM10 193H11V192H10ZM14 193H15V192H14ZM14 193H13V194H14ZM66 193H67V192H66ZM161 193H162V192H161ZM180 193H181V192H180ZM183 193H184V192H183ZM186 193H187V192H186ZM231 193H232V192H231ZM251 193H252V192H251ZM11 194H12V193H11ZM44 194H45V193H44ZM49 194H50V193H49ZM49 194H48V195H49ZM107 194H108V193H107ZM167 194H168V193H167ZM226 194L228 195V193H226ZM232 194H233V193H232ZM232 194H231V196H233ZM243 194H244V193H243ZM3 195H4V194H3ZM18 195H19V194H18ZM18 195H17V196H18ZM109 195H110V194H109ZM133 195H134V194H133ZM135 195H136V194H135ZM135 195H134V196H135ZM183 195H184V194H183ZM206 195H208V193H207ZM254 195H255V194H254ZM10 196H11V195H10ZM15 196H16V195H15ZM17 196H16V197H17ZM20 196H21V195H20ZM55 196H56V195H55ZM92 196H93V195H92ZM131 196H132V194H131ZM187 196H189V195H187ZM187 196H186V198H187ZM3 197H4V196H3ZM21 197H22V196H21ZM160 197H161V196H160ZM189 197H190V196H189ZM205 197H206V196H205ZM244 197H245V196H244ZM250 197H251V195H250ZM10 198H11V197H10ZM127 198H128V197H127ZM162 198H163V197H162ZM182 198H183V197H182ZM219 198H220V196H219V194H218V199H219ZM230 198H231V197H230ZM245 198L248 199L249 197H248V198L245 197ZM245 198H244V199H245ZM261 198H262V197H261ZM1 199H2V198H0V200H1ZM8 199H9V198H8ZM120 199H122V198H120ZM130 199H131V197H130ZM157 199H158V198H157ZM157 199H156V200H157ZM169 199H170V198H169ZM169 199H168V201H169ZM180 199H181V198H180ZM183 199H184V198H183ZM204 199H207V198H204ZM249 199H250V198H249ZM2 200H3V199H2ZM192 200H193V199H192ZM216 200H217V199H216ZM219 200H220V199H219ZM221 200H222V199H221ZM207 201H209V200H207ZM237 201H238V200H237ZM251 201H252V200H251ZM6 202H7V201H6ZM56 202H57V201H56ZM91 202H92V201H91ZM118 202H119V201H118ZM157 202H158V201H157ZM178 202H179V201H178ZM186 202H187V201H186ZM196 202H197V201H196ZM203 202H204V201H203ZM244 202H245V201H244ZM260 202H261V201H260ZM262 202H263V200H262ZM77 203H78V202H76V204H77ZM108 203H109V202H108ZM111 203H112V202H111ZM127 203H128V201H127ZM180 203H181V202H180ZM205 203H207V202H205ZM217 203H218V202L216 201V204H217ZM249 203H250V202H249ZM249 203H247V204L249 205ZM106 204H107V203H106ZM177 204H178V203H177ZM181 204H182V203H181ZM185 204H186V203H185ZM207 204H208V203H207ZM209 204H210V203H209ZM216 204H214V205H212V206H215ZM235 204H236V203H235ZM241 204H243V202H242ZM245 204H246V203H245ZM247 204H246V205H247ZM250 204H251V203H250ZM14 205H15V203H14ZM14 205H13V206H14ZM18 205H19V204H18ZM31 205H32V204H31ZM33 205H34V204H33ZM44 205H45V204H44ZM56 205H57V204H56ZM79 205H80V204H79ZM89 205H90V204H89ZM135 205H136V203H135ZM187 205H188V204H187ZM187 205H186V206H187ZM194 205H195V204H193V206H194ZM218 205H219V204H218ZM260 205H261V204H260ZM262 205H263V204H262ZM2 206H4V204H3ZM11 206H12V204L10 205V207H11ZM20 206H21V205H20ZM34 206H35V205H34ZM34 206H33V208H34ZM38 206H39V204H38ZM46 206H47V205H46ZM46 206H44V207H46ZM58 206H59V205H58ZM128 206H129V205H128ZM149 206H150V205H149ZM153 206H154V205H153ZM178 206H179V205H178ZM189 206H190V205H189ZM201 206L204 207L203 205H201ZM219 206H220V205H219ZM244 206H245V205H244ZM4 207L6 208V206H4ZM31 207H32V206H31ZM134 207H135V206H134ZM141 207H142V206H141ZM156 207H157V206H156ZM176 207H177V206H176ZM179 207H181V206H179ZM179 207H178V208H179ZM216 207H217V206H216ZM246 207H247V206H245V211H246ZM2 208H3V207H2ZM2 208H1V209H2ZM7 208H8V207H7ZM16 208H17V207H16ZM16 208H15V209H16ZM33 208H32V209H33ZM36 208H37V210H38V207H36ZM59 208H60V207H59ZM85 208H86V207H85ZM127 208H128V207H127ZM143 208H144V207H143ZM145 208H146V207H145ZM167 208H168V207H167ZM187 208H188V207H187ZM192 208H193V207H192ZM206 208H207V207H205V210H206ZM256 208H257V207H256ZM261 208H262V207H261ZM156 209H157V208H156ZM174 209H175V208H174ZM181 209H182V207H181ZM184 209H185V208H184ZM193 209H194V208H193ZM257 209H258V208H257ZM259 209H260V208H259ZM28 210H29V208H28ZM48 210H49V209H47V211H48ZM111 210H112V209H110V211H111ZM158 210H159V209H158ZM176 210H177V208H176ZM196 210H197V209H196ZM202 210H203V209H202ZM202 210H201V211H202ZM263 210H264V209H263ZM35 211H36V210H35ZM45 211H46V210H45ZM110 211H109V212H110ZM142 211H143V210H142ZM156 211H157V210H156ZM169 211H170V210H169ZM172 211H173V210H172ZM192 211H193V210H192ZM217 211H218V210H217ZM233 211H234V210H233ZM253 211H254V209H253ZM253 211H252V212H253ZM259 211H260V213H262V212H261V211H262L261 209H260ZM259 211H258V212H259ZM6 212H7V210H6ZM14 212H16V210H15ZM17 212H18V211H17ZM20 212H21V211H20ZM22 212H23V210H22ZM29 212H30V211H29ZM33 212H34V211H33ZM33 212H31V214H33ZM48 212H49V211H48ZM119 212H120V211H119ZM193 212H194V211H193ZM219 212H220V210H219ZM229 212H230V211H229ZM231 212H232V210H231ZM231 212H230V213H231ZM234 212H235V211H234ZM250 212H251V211H250ZM0 213H1V212H0ZM4 213H5V212H4ZM34 213H35V212H34ZM49 213H50V212H49ZM64 213H65V212H64ZM84 213H85V212H84ZM181 213H182V212H181ZM185 213H186V211H185ZM187 213H188V212H187ZM211 213H213V212H211ZM230 213H229V214H230ZM5 214H7V213H5ZM19 214H20V213H19ZM75 214H76V213H75ZM85 214H86V213H85ZM171 214H172V213H171ZM171 214H170V216H171ZM178 214H179V213H178ZM218 214H219V213H218ZM231 214H232V213H231ZM248 214H249V212H248ZM250 214H251V213H250ZM257 214H258V213H257ZM1 215H2V213H1ZM3 215H4V214H3ZM11 215H12V214H11ZM11 215H10V216H11ZM91 215H92V213H91ZM209 215H210V213H209ZM219 215H220V214H219ZM227 215H228V214H227ZM232 215H233V214H232ZM232 215H231V216H232ZM238 215H240V214H238ZM238 215H237V216H238ZM14 216H16V215H14ZM18 216H20V215H18ZM18 216H17V219L19 218ZM30 216H31V215H30ZM84 216H85V215H84ZM87 216H88V215H87ZM173 216H175V215H173ZM210 216H211V215H210ZM210 216H208V217L210 218ZM212 216H213V215H212ZM221 216H222V217H221ZM221 216H220V217L223 219L224 216H223V215H221ZM229 216H230V215H229ZM234 216H235V215H234ZM237 216H236V217H237ZM249 216H250V215H249ZM255 216H256V215H255ZM258 216H259V215H258ZM1 217H2V216H1ZM6 217H7V215H6ZM52 217H53V216H52ZM101 217H102V216H101ZM191 217H192V216H191ZM214 217H215V214H214ZM220 217H219V218H220ZM240 217H241V216H239V218H240ZM262 217H264V216H262ZM77 218H79V217H77ZM96 218H97V217H96ZM186 218H187V217H186ZM230 218H232V217H230ZM237 218H238V217H237ZM248 218H249V217H248ZM255 218H256V217H255ZM55 219H56V218H55ZM216 219H217V218H216ZM3 220H4V218H3ZM8 220H9V219H8ZM10 220H13V215H12V219H10ZM18 220H19V219H18ZM77 220H78V219H77ZM94 220H95V218H94ZM143 220H144V219H143ZM236 220H237V219H236ZM246 220H248V219L246 218ZM254 220H255V219H254ZM257 220H258V219H257ZM5 221H7V220H5ZM183 221H184V220H183ZM185 221H186V220H185ZM210 221H211V220H210ZM237 221H238V220H237ZM239 221H240V220H239ZM258 221H259V220H258ZM262 221H263V220H262ZM1 222H2V221H1ZM12 222H13V221H12ZM14 222H15V220H14ZM14 222H13V224H14ZM181 222H182V221H181ZM212 222H213V221H212ZM246 222H247V221H246ZM259 222H260V221H259ZM259 222H258V223H259ZM9 223H11V222H9ZM79 223H80V222H79ZM221 223H222V222H221ZM238 223H239V222H238ZM248 223H249V222H248ZM260 223H261V222H260ZM263 223H264V222H263ZM16 224H17V222H16ZM31 224H32V223H31ZM192 224H193V222H192ZM235 224H236V223H235ZM243 224H245V223H243ZM7 225H8V224H7ZM34 225H35V224H34ZM52 225H53V224H52ZM138 225H139V224H138ZM145 225H146V224H145ZM178 225H179V224H178ZM183 225H184V224H183ZM202 225H203V224H202ZM206 225H207V224H206ZM236 225H237V224H236ZM241 225H242V224H241ZM261 225H262V224H261ZM1 226H2V225H1ZM3 226H4V225H3ZM16 226H17V225H16ZM20 226H21V225H20ZM171 226H172V225H171ZM191 226H192V225H191ZM209 226H210V225H209ZM263 226H264V225H263ZM44 227H45V226H44ZM123 227H124V226H123ZM156 227H157V226H156ZM158 227H159V226H158ZM175 227H177V226H175ZM207 227H208V226H207ZM233 227H234V225H233ZM8 228H9V227H8ZM15 228H16V227H15ZM24 228H25V227H24ZM75 228H76V226H75ZM199 228H200V227H199ZM201 228H202V227H201ZM220 228H221V227H220ZM220 228H219V230H220ZM20 229H22V228H20ZM196 229H198V227H197ZM202 229H203V228H202ZM248 229H249V228H248ZM8 230H9V229H8ZM105 230H106V229H105ZM131 230H132V229H131ZM199 230H200V229H199ZM207 230H208V229H207ZM235 230H237V228H235ZM245 230H246V227H245ZM122 231H123V230H122ZM167 231H168V230H167ZM31 232H32V231H31ZM41 232H42V231H41ZM61 232H62V231H61ZM92 232H93V231H92ZM227 232H228V231H227ZM246 232H247V231H246ZM248 232H249V231H248ZM15 233H16V232H15ZM22 233H23V232H22ZM104 233H105V232H104ZM125 233H126V232H125ZM135 233H136V232H135ZM148 233H149V232H148ZM180 233H181V232H180ZM209 233H210V232H209ZM250 233H251V232H250ZM250 233H249V234H250ZM17 234H18V233H17ZM174 234H175V233H174ZM183 234H184V231H183ZM187 234H188V233H187ZM195 234H196V233H195ZM212 234H213V233H212ZM223 234H224V233H223ZM228 234H230V233H228ZM228 234H226V235H228ZM237 234H238V233H237ZM251 234H253V233H251ZM251 234H250V235H251ZM13 235H14V234H13ZM88 235H91V234H88ZM111 235H112V234H111ZM125 235H126V234H124L123 236H125ZM163 235H164V232H163ZM191 235H192V234H191ZM193 235H194V234H193ZM49 236L51 237V235H49ZM176 236H177V234H176ZM185 236H186V235H185ZM205 236H206V235H205ZM11 237H12V236H11ZM21 237H22V236H21ZM37 237H38V235H37ZM72 237H73V236H72ZM94 237H95V236H94ZM151 237H152V236H151ZM180 237H181V236H180ZM182 237H183V236H182ZM200 237H201V235H200ZM15 238H16V237H15ZM115 238H116V237H115ZM152 238H154V237H152ZM152 238H151V239H152ZM189 238H191V237H189ZM240 238H241V237H240ZM250 238H251V237H250ZM263 238H264V237H263ZM119 239H120V238H119ZM123 239H124V238H123ZM127 239L129 240V238H127ZM134 239H135V238H134ZM172 239H174V238H172ZM180 239H181V238H180ZM187 239H188V238H187ZM201 239H202V238H201ZM10 240H11V239H10ZM10 240H9V241H10ZM34 240H35V239H34ZM90 240H91V239H90ZM93 240H94V239H93ZM110 240H111V238H110ZM121 240H122V239H121ZM124 240H125V239H124ZM213 240H214V239H213ZM216 240H217V239H216ZM221 240H222V238H221ZM223 240H224V239H223ZM258 240L260 241V239H258ZM47 241H48V239H47ZM135 241H136V240H135ZM163 241H164V240H163ZM171 241H172V240H171ZM250 241H251V240H250ZM261 241H262V240H261ZM261 241H260V242H261ZM91 242L93 243V241H91ZM122 242H123V241H122ZM124 242H125V241H124ZM159 242H160V241H159ZM178 242H179V241H178ZM180 242H182V241H180ZM191 242H192V238H191ZM218 242H220V241L218 240ZM226 242H227V241H226ZM251 242H253V241H251ZM251 242H250V243H251ZM0 243H1V242H0ZM116 243H117V242H116ZM116 243H115V244H116ZM126 243H127V242H126ZM134 243H135V242H134ZM184 243H185V241H184ZM248 243H249V242H248ZM4 244H6V243L4 242ZM4 244H3V246H4ZM19 244H20V243H19ZM19 244H18V245H19ZM32 244H33V243H32ZM196 244H197V243H196ZM215 244H216V243H215ZM221 244H222V243H221ZM252 244H253V243H252ZM21 245H22V244H21ZM121 245H122V244H121ZM131 245H132V244H131ZM133 245H136V244H133ZM148 245H149V244H148ZM155 245H156V243H155ZM176 245H177V244H176ZM225 245H226V244H225ZM263 245H264V243H263ZM7 246H8V244H7ZM14 246H15V245H14ZM14 246H13V247H14ZM33 246H34V245H33ZM113 246H114V245H112V247H111V249H110V252L112 251ZM126 246H127V245H126ZM171 246H172V245H171ZM216 246H217V245H216ZM255 246H256V245H255ZM255 246H254V248H255ZM260 246H261V245H260ZM22 247H23V246H22ZM131 247H132V246H131ZM133 247H134V246H133ZM163 247H164V245H163ZM225 247H227V246H225ZM245 247H247V246H245ZM252 247H253V246H251L250 248H252ZM262 247H264V246H262ZM6 248H7V247H6ZM18 248H19V247H18ZM18 248H17V249H18ZM64 248H65V247H64ZM122 248H123V247H122ZM158 248H159V247H158ZM158 248H157V249H158ZM160 248H162V245H161ZM197 248H198V247H197ZM218 248H219V247H218ZM260 248H261V247H260ZM7 249H8V248H7ZM128 249H129V248H128ZM166 249H167V248H166ZM166 249H165V250H166ZM206 249H207V248H206ZM221 249H222V248H221ZM223 249H224V248H223ZM225 249H226V248H225ZM263 249H264V248H263ZM5 250H6V249H5ZM170 250H171V249H170ZM219 250H220V249H219ZM243 250H244V249H243ZM247 250H248V249H247ZM247 250H246V251H247ZM6 251H7V250H6ZM15 251H16V249H15ZM20 251H21V249H20ZM124 251H125V250H124ZM131 251H132V249H131ZM131 251H130V252H131ZM225 251H226V250H225ZM228 251H229V250H228ZM251 251H252V249H251ZM255 251H256V250H255ZM257 251H258V250H257ZM127 252H128V251H127ZM156 252H157V251H156ZM175 252H176V251H175ZM249 252H250V251H249ZM192 253H193V252H192ZM199 253H201V252H199ZM205 253H206V252H205ZM240 253H241V252H240ZM252 253H257V252H252ZM252 253H251V255H253ZM0 254H1V253H0ZM33 254H34V253H33ZM61 254H62V253H61ZM122 254H123V253H122ZM128 254H129V253H128ZM210 254H211V253H210ZM20 255H21V254H20ZM108 255H109V253H108ZM113 255H114V254H112V256H113ZM141 255H142V254H141ZM239 255H240V254H239ZM241 255H242V254H241ZM241 255H240V256H241ZM75 256H76V255H75ZM135 256H136V255H135ZM205 256H206V255H205ZM211 256H212V255H211ZM258 256H259V254H258ZM17 257H18V256H17ZM32 257H33V256H31V258H32ZM49 257H50V256H49ZM136 257H137V256H136ZM140 257H141V256H140ZM152 257H153V256H152ZM152 257H151V258H152ZM159 257H160V256H159ZM52 258H53V257H52ZM97 258H98V257H97ZM121 258H122V257H121ZM123 258H124V257H123ZM149 258H150V257H149ZM160 258H161V257H160ZM169 258H170V257H169ZM171 258L173 259V257H171ZM202 258L204 259V257H202ZM215 258H216V255H215ZM215 258H214V259H215ZM221 258H222V257H221ZM249 258H250V257H249ZM42 259H43V258H42ZM44 259H45V258H44ZM219 259H220V258H219ZM241 259H242V258H241ZM260 259H261V258H260ZM3 260H4V259H3ZM94 260H95V259H94ZM105 260H106V259H105ZM138 260H139V258H138ZM170 260H171V259H170ZM221 260H222V259H221ZM225 260H226V259H225ZM225 260H224V261H225ZM31 261H32V260H31ZM87 261H89V260H87ZM226 261H227V260H226ZM242 261H243V260H242ZM10 262H11V261H10ZM23 262H24V261H23ZM46 262H47V261H46ZM172 262H173V261H172ZM202 262H203V261H202ZM209 262H211V261H209ZM233 262H234V261H233ZM17 263H18V262H17ZM31 263H32V262H31ZM31 263H30V264H31ZM63 263H64V262H63ZM73 263H74V262H73ZM87 263H88V262H87ZM102 263H103V262H102ZM136 263H137V262H136ZM149 263H150V262H149ZM168 263H169V262H168ZM234 263H235V262H234ZM14 264H15V263H14ZM93 264H94V263H93ZM224 264H225V263H224ZM235 264H236V263H235Z\"/></svg>","mask_w":264,"mask_h":264}]
</instances>
